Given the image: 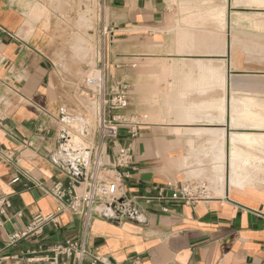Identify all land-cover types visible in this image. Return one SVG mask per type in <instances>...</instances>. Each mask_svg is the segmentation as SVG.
<instances>
[{
    "label": "crops",
    "instance_id": "obj_1",
    "mask_svg": "<svg viewBox=\"0 0 264 264\" xmlns=\"http://www.w3.org/2000/svg\"><path fill=\"white\" fill-rule=\"evenodd\" d=\"M204 1L209 0H108L109 24L117 29L112 33L125 26L122 43L129 42L130 50L105 58L108 82H115L110 69L117 56L130 72V57L137 54L131 53L134 32L146 28L154 29L156 53L142 55L159 57L169 43L171 54L164 56L191 67L212 62L222 71L218 77L192 74L164 83L158 77L153 98L151 91L134 94L130 81H123L129 85L124 113L144 121L139 138L122 132L116 141L133 150L124 183L127 197L137 200L141 221L120 224L109 213H96L86 234L83 220L66 213L58 226L10 244L33 217L56 213L58 203L48 191L68 183L66 168L77 165L83 145L75 153L61 138L70 133L65 124L77 108L69 102L72 82L59 62L60 49L51 45V19L38 17L31 0H0V264H50L55 244L81 240L121 264L136 258L142 264H264V125L241 116L245 111L264 116V8H236L234 19L216 34L196 30L202 25L191 17L198 10L194 3ZM244 14L252 16L250 22L243 21ZM152 99L153 107L147 102ZM215 131L220 138L210 135ZM239 135L258 144L238 138L232 143ZM25 140L34 148L24 147ZM112 144L105 142L103 157L110 165ZM189 180L208 183L213 199L195 207L146 202L168 183Z\"/></svg>",
    "mask_w": 264,
    "mask_h": 264
},
{
    "label": "built area",
    "instance_id": "obj_2",
    "mask_svg": "<svg viewBox=\"0 0 264 264\" xmlns=\"http://www.w3.org/2000/svg\"><path fill=\"white\" fill-rule=\"evenodd\" d=\"M100 2L103 3L105 0ZM92 4L94 3L90 0L89 5ZM102 30L101 35L105 38L112 33V29L105 24ZM105 64V59H99L97 74L88 77L85 82L87 92L84 98L89 103V107L81 108L83 113L81 115L85 120L81 134L83 137L92 136L91 142H87L88 147L82 146L81 159L76 166H73V170L71 167L66 168L68 183H57L48 191L58 203L56 213L33 217L25 231L11 236L10 244L41 235L45 227L50 224L58 226L60 217L66 213L83 220L86 234L96 213H109L111 219L120 224L126 220L141 221L142 215L137 207V200L127 197L124 183L127 176L125 170L133 164V150L131 146L121 147L116 141L122 132H125L129 139L139 138L144 121L141 117L124 114L129 107V85L124 82H108ZM90 115L95 120V129L89 124ZM61 138L71 151L76 150L77 145L71 141V131L70 138L69 132L62 133ZM96 139L99 140L98 143ZM106 141H112L113 149H116L114 162L111 165L103 160ZM23 146L34 148V143L25 140ZM20 180L21 177L18 176L13 182L17 183ZM212 199L213 193L208 183L189 180L181 185L168 183L166 187L159 189L157 196L146 198V202L151 204L164 201L195 207ZM4 205L11 206L9 201H5ZM1 213L4 214V210ZM51 252L54 257L48 260L50 264H121L112 257L98 255L94 249L85 246L83 240L80 243L74 241L57 243ZM133 264H142V261L136 258Z\"/></svg>",
    "mask_w": 264,
    "mask_h": 264
},
{
    "label": "rangeland",
    "instance_id": "obj_3",
    "mask_svg": "<svg viewBox=\"0 0 264 264\" xmlns=\"http://www.w3.org/2000/svg\"><path fill=\"white\" fill-rule=\"evenodd\" d=\"M91 1L94 3L92 6L89 5L90 0H31L33 3V11L39 14L38 17L45 18L48 21L51 19L50 21L54 29L51 45L60 49L58 52L59 62L64 65L65 71H67L70 81L72 82L69 84L68 98L70 99V104L73 105L72 108H77L75 111L70 110L74 112L71 114L77 119H83L81 108L89 107V103L84 98L87 92L85 89V82L88 77L97 74L96 71L99 69L97 67L98 60L108 59L109 56L115 54L120 55L129 50L125 47L129 45V42L122 43L121 29H125V26L119 25V32L112 33L111 41L109 35L105 38L100 34L103 31L104 24L114 31L117 30L115 25L109 24L110 9L108 0L103 2L105 4L101 3L100 0ZM249 1L250 0H209L202 3L195 2V8H198L199 11H195V14H191V17L196 24L200 23L202 25L200 27H195L196 30L219 34V32L226 29L228 22L234 19V13L237 12L236 8L239 12L242 9L243 12H250L251 9L257 7ZM240 7H242V9H240ZM243 17V21L248 23L252 16L244 14ZM116 19H118V22H121V19ZM255 21L258 20L255 19ZM135 31L137 32H134V34H137V36H133L135 39L131 42L132 46H134L131 47V53L137 54L130 57V72L128 73V68L126 66L128 63L119 59L118 56L115 57V59H113L114 63H111L113 67L110 69L111 79L113 81H124L126 83L130 81L134 94L151 91L153 98L155 83L159 81L158 77L161 78L164 83V81H167L170 77L192 74L201 75L200 65L198 64L202 63L201 61L196 62L195 67H191V62L176 61L164 56L166 54H171L170 48H166L169 46V43L163 46V55L159 54L160 50L159 53L157 52L159 57L142 55L144 52H147L149 55H155L156 53V49L154 48V29L146 28L143 29V32L138 31V29ZM140 33H143V35ZM158 39L160 40L161 36H159ZM113 42L114 44L111 48L110 44ZM140 45L141 48H138ZM103 49L105 50L102 51ZM209 63L214 65L212 62ZM81 66H84L83 69H80ZM75 70L77 72H75ZM220 76H222V71ZM128 77H130V80ZM166 86L172 87L173 85L164 84V87ZM71 92L73 94H71ZM147 102L151 104V107L155 105L153 99ZM166 103L169 104L170 100L167 99ZM88 117L89 124L95 129V120L91 115ZM147 118L149 120L151 117ZM65 125V127L68 125V128L71 129L72 139L77 136L82 139L79 141L81 145L83 144L85 147L89 146L87 142H91L90 139L92 136L83 137L78 127H74L70 124ZM92 134L94 135V132H92Z\"/></svg>",
    "mask_w": 264,
    "mask_h": 264
},
{
    "label": "bare ground",
    "instance_id": "obj_4",
    "mask_svg": "<svg viewBox=\"0 0 264 264\" xmlns=\"http://www.w3.org/2000/svg\"><path fill=\"white\" fill-rule=\"evenodd\" d=\"M251 4H254L256 5L257 7L259 8H264V0H250L249 1ZM200 74L202 76H220L221 74V70L219 68V66H216V65H212L211 63H200ZM222 69V68H221ZM220 80V79H219ZM209 86V85H208ZM172 90V89H171ZM179 90L181 91V89L179 88ZM178 90V91H179ZM177 93V92H176ZM177 94L174 95V97H176ZM178 97V96H177ZM246 101V100H244ZM242 102L245 103V102ZM249 101V100H248ZM252 103V102H251ZM170 104V103H169ZM249 104V103H248ZM244 105V104H243ZM172 106V105H171ZM223 106V105H222ZM240 107V106H239ZM242 107V106H241ZM251 107V106H250ZM220 108V107H219ZM247 108V107H246ZM223 109V108H222ZM244 110V109H243ZM246 110V109H245ZM256 110V109H255ZM254 110V111H255ZM220 111V110H219ZM235 111V110H234ZM251 111V110H250ZM253 111V110H252ZM225 112V110H224ZM247 111L244 112V115H241L243 116L247 121L249 122H254V123H259V124H263L264 125V116H261L262 114L260 115H251L250 113H247ZM249 112V111H248ZM258 112V111H257ZM256 112V113H257ZM260 112V111H259ZM222 113V112H221ZM253 113V112H252ZM81 118V117H80ZM236 118V117H235ZM243 118V119H244ZM213 120V119H212ZM234 120V119H233ZM67 124H70L74 127H78L80 129V131L82 132V130L84 129V126H85V121L84 119H77V118H70V119H67ZM249 125V124H248ZM80 132V133H81ZM68 133V131L66 132ZM211 134L210 135H213L216 136V137H219L220 138V133L218 131H215V132H210ZM245 134V133H244ZM82 135V134H81ZM222 136V135H221ZM254 136V135H252ZM264 137V136H263ZM69 138H70V133H69ZM225 138V137H224ZM239 139L240 141H244L245 143H248V145H251V141H253L252 145L253 144H258V142L254 141L256 140V138H251L250 136H247V135H239V136H233L231 139H232V143H235V139ZM82 139L75 136L74 139H72V142L75 144V145H78L80 146L81 143L79 141H81ZM262 144V143H261ZM83 145V144H82ZM260 145V144H259ZM84 146V145H83ZM257 146V145H256ZM77 147V146H76ZM262 147V146H261ZM264 147V146H263ZM81 148V146H80ZM258 148V147H257ZM78 149V148H77ZM76 149V150H77ZM256 149V148H254ZM262 149V148H261ZM70 150V148H69ZM68 150V151H69ZM80 150V149H79ZM78 151V150H77ZM77 151L75 153H77ZM260 151V150H259ZM79 152V151H78ZM81 152V151H80ZM82 154V153H81ZM233 155V154H232ZM79 157V155H77ZM76 157V156H75ZM77 160V159H76ZM248 164H244L243 166H247ZM233 167H236L237 165H235V163L232 164ZM249 166V165H248ZM237 169V168H236Z\"/></svg>",
    "mask_w": 264,
    "mask_h": 264
}]
</instances>
